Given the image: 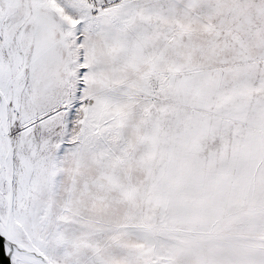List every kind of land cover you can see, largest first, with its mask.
Here are the masks:
<instances>
[{"label": "snow or ice", "instance_id": "6c2138e0", "mask_svg": "<svg viewBox=\"0 0 264 264\" xmlns=\"http://www.w3.org/2000/svg\"><path fill=\"white\" fill-rule=\"evenodd\" d=\"M0 264H264V0H0Z\"/></svg>", "mask_w": 264, "mask_h": 264}]
</instances>
